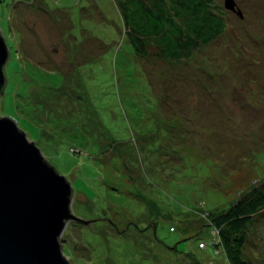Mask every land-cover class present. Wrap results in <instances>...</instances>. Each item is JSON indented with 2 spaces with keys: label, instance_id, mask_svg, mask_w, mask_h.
Here are the masks:
<instances>
[{
  "label": "rangeland",
  "instance_id": "374dc122",
  "mask_svg": "<svg viewBox=\"0 0 264 264\" xmlns=\"http://www.w3.org/2000/svg\"><path fill=\"white\" fill-rule=\"evenodd\" d=\"M213 1L222 35L163 62L134 53L115 0H0V117L68 180L70 264H264V218L235 251L210 233L264 181V0Z\"/></svg>",
  "mask_w": 264,
  "mask_h": 264
},
{
  "label": "water",
  "instance_id": "95a60500",
  "mask_svg": "<svg viewBox=\"0 0 264 264\" xmlns=\"http://www.w3.org/2000/svg\"><path fill=\"white\" fill-rule=\"evenodd\" d=\"M232 10L233 0H223ZM6 45L0 35V88ZM9 117H0V264H70L59 236L68 220L71 190Z\"/></svg>",
  "mask_w": 264,
  "mask_h": 264
},
{
  "label": "trees",
  "instance_id": "16d2710c",
  "mask_svg": "<svg viewBox=\"0 0 264 264\" xmlns=\"http://www.w3.org/2000/svg\"><path fill=\"white\" fill-rule=\"evenodd\" d=\"M115 4L123 33L141 58L163 62L187 59L226 28L225 10L213 0H115ZM230 11L241 17L235 3ZM257 217L264 218V181L213 217L224 247L231 251L240 247L244 229ZM230 259L243 264L234 255Z\"/></svg>",
  "mask_w": 264,
  "mask_h": 264
},
{
  "label": "built area",
  "instance_id": "2783aa9c",
  "mask_svg": "<svg viewBox=\"0 0 264 264\" xmlns=\"http://www.w3.org/2000/svg\"><path fill=\"white\" fill-rule=\"evenodd\" d=\"M217 230H214V231H211V235L213 236L214 234H216L217 232H216ZM199 244V246L201 247L202 245H203V242H198Z\"/></svg>",
  "mask_w": 264,
  "mask_h": 264
}]
</instances>
